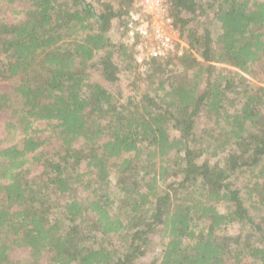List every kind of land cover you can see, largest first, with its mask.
Masks as SVG:
<instances>
[{
  "label": "trees",
  "instance_id": "trees-1",
  "mask_svg": "<svg viewBox=\"0 0 264 264\" xmlns=\"http://www.w3.org/2000/svg\"><path fill=\"white\" fill-rule=\"evenodd\" d=\"M21 1L0 16V264H264V0H169L187 48L141 82L132 0L0 11Z\"/></svg>",
  "mask_w": 264,
  "mask_h": 264
},
{
  "label": "built area",
  "instance_id": "built-area-1",
  "mask_svg": "<svg viewBox=\"0 0 264 264\" xmlns=\"http://www.w3.org/2000/svg\"><path fill=\"white\" fill-rule=\"evenodd\" d=\"M126 36L134 42L137 69L144 72L145 62L180 55L186 44L180 38L170 14L169 0H132Z\"/></svg>",
  "mask_w": 264,
  "mask_h": 264
},
{
  "label": "rangeland",
  "instance_id": "rangeland-1",
  "mask_svg": "<svg viewBox=\"0 0 264 264\" xmlns=\"http://www.w3.org/2000/svg\"><path fill=\"white\" fill-rule=\"evenodd\" d=\"M109 2H111V5L116 9L117 5H116V1L114 0H108ZM27 8V4H25L24 2H15L13 4L10 5H5L1 7V11H0V16L2 18V20L4 22L7 23H12V22H16L19 20H23L24 19V11ZM178 33L180 34L179 30ZM108 36L111 38V40L113 42H118L119 39L122 38V36L120 37L119 35V31H118V21H113L109 31H108ZM181 38V37H180ZM182 39V38H181ZM183 42L186 44L185 40L182 39ZM184 48H187V44L186 46H184ZM122 80L120 81V83L118 84H113L109 86V89L115 90V89H122L123 92L126 91L127 89V85L129 83V77L126 73H122ZM136 75L137 77H139V80L141 82V77H143V72L137 70L136 71ZM261 75V74H259ZM253 83L257 84V85H263L262 83V76H251V75H246ZM140 86V85H139ZM142 87V84H141ZM11 89V83L8 80H3L0 79V92L1 91H10ZM129 89H131V87L129 86ZM9 119V115L7 111H0V135L2 134V131L4 129V126L7 122V120ZM34 127L37 129H42L44 127V125H41V123H35ZM54 143H49L46 145V149H49L51 147H53ZM37 171V169L35 168L33 174H35ZM9 257L13 260H18L20 262H22V264H25V260H27L28 258V250L25 248H13L9 251ZM46 259V255H44L41 258V262L45 261Z\"/></svg>",
  "mask_w": 264,
  "mask_h": 264
}]
</instances>
